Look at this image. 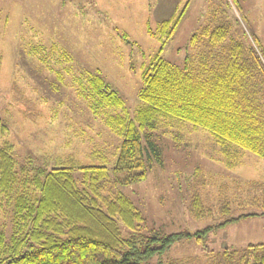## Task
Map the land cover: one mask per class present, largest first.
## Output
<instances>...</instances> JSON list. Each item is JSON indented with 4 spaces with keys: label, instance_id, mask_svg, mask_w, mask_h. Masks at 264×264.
<instances>
[{
    "label": "rangeland",
    "instance_id": "1",
    "mask_svg": "<svg viewBox=\"0 0 264 264\" xmlns=\"http://www.w3.org/2000/svg\"><path fill=\"white\" fill-rule=\"evenodd\" d=\"M105 1L102 13L99 0H0V117L8 128L0 143L12 145L18 174L13 190L0 192V229L7 238L13 230L15 196L34 193L36 169L69 157L111 166L120 137L107 120L115 114L132 117L140 105V72L159 47L147 34L146 22L154 29L161 20L142 14L143 0ZM165 2L177 11L187 2L162 52L170 62L181 65L185 55L195 53L190 37L202 40L205 26L223 25L228 36L252 45L254 39L264 48V0H158L154 7ZM96 70L123 98V108L91 107L80 81ZM152 136L161 163L150 161L144 180L115 186L143 217L134 233L192 232L214 224L224 218L223 200L229 201L233 215L264 212L261 190L249 184L264 183L263 158L220 145L206 129L175 118H160ZM194 191L210 216L196 218L189 211ZM120 227L123 235L131 233ZM206 242L209 255L264 242V215L213 230ZM173 258L187 264L208 260L193 239L176 242L160 256L163 263ZM157 261L154 256L143 264Z\"/></svg>",
    "mask_w": 264,
    "mask_h": 264
},
{
    "label": "trees",
    "instance_id": "2",
    "mask_svg": "<svg viewBox=\"0 0 264 264\" xmlns=\"http://www.w3.org/2000/svg\"><path fill=\"white\" fill-rule=\"evenodd\" d=\"M186 6L187 2L154 29L146 22L147 34L157 39L159 47L140 72V105L134 115L115 114L107 120L120 137L112 165L85 164L69 157L37 168L31 179L34 193L15 196L9 237L0 229V264H143L154 256L156 264H187L160 259L183 239L200 244L208 256L205 264H264V242L240 249L224 247L210 255L206 242L213 230L264 212L233 215L229 201L223 200L224 218L214 224L192 232L137 235L143 217L125 193L115 190L116 185L144 180L150 161L161 163V150L152 136L160 118L202 127L220 145H235L264 159V48L254 39L255 46L228 36L223 25L205 26L202 40L195 34L190 37L195 53L185 55L181 65L166 60L164 46ZM120 37L127 39L125 33ZM80 86L94 111L124 107L123 98L98 70L86 73ZM7 130L0 117V139ZM15 165L12 145L1 142L0 192L8 194L17 184ZM249 184L261 190L264 204V183ZM188 207L196 218L211 215L197 191ZM120 223L131 233L123 235Z\"/></svg>",
    "mask_w": 264,
    "mask_h": 264
},
{
    "label": "crops",
    "instance_id": "3",
    "mask_svg": "<svg viewBox=\"0 0 264 264\" xmlns=\"http://www.w3.org/2000/svg\"><path fill=\"white\" fill-rule=\"evenodd\" d=\"M157 1L158 0H143L142 1V8H141L142 14L147 15V16L149 14H154L159 20L166 19V17L174 11L173 7H172V9H169L168 7L166 8V5L168 4L166 2H165V4H160L159 6L154 7L156 5L155 3ZM99 3L103 7V10L101 9V11L103 13L104 10H106L107 2L105 0H99ZM109 14H111V13H109Z\"/></svg>",
    "mask_w": 264,
    "mask_h": 264
}]
</instances>
